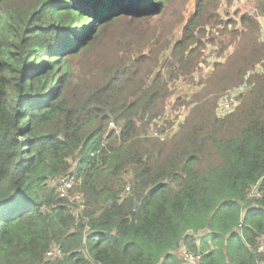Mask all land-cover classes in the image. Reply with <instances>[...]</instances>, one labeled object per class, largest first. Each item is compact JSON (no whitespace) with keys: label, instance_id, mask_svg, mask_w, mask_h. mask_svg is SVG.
I'll use <instances>...</instances> for the list:
<instances>
[{"label":"trees","instance_id":"16d2710c","mask_svg":"<svg viewBox=\"0 0 264 264\" xmlns=\"http://www.w3.org/2000/svg\"><path fill=\"white\" fill-rule=\"evenodd\" d=\"M168 1L0 0V264H183L186 253L199 264H264L257 19L228 30L219 0H198L170 58L138 52L92 74L111 29L157 19ZM253 1L264 18V0ZM205 27L227 33L222 52L232 51L213 64L181 132L155 138L170 84L204 63ZM160 62L167 75L153 68ZM246 87L238 108L217 118L219 98Z\"/></svg>","mask_w":264,"mask_h":264},{"label":"rangeland","instance_id":"374dc122","mask_svg":"<svg viewBox=\"0 0 264 264\" xmlns=\"http://www.w3.org/2000/svg\"><path fill=\"white\" fill-rule=\"evenodd\" d=\"M197 2L198 0H170L166 5L167 10L158 18L156 17L157 19L148 20L146 22L136 19H126L121 27L118 25V30L111 29L112 31L108 32L106 36V42L110 41L112 38H115V40L110 41L108 47L98 49L94 52L95 56L98 54L100 65L92 71V74L98 72L99 79L101 74L111 68V64H113V67L115 66L120 57L123 56L128 58L131 54H136L138 52L150 53L151 55L148 56L149 59L158 58L157 61H159L160 58L165 59L169 57L171 55L172 45L183 37L189 21L195 15L194 9ZM256 7L257 4H255L253 0H219V9L216 11V14L220 17H218L220 23L223 22V25L227 27L228 30H231L234 24L239 28L240 21L246 18L253 21H255L256 18L261 24V28L264 30V18L260 15L259 11H257ZM200 30H202L201 27L197 29V32ZM205 30L207 32V37L203 39V42L206 48L201 51L204 63L200 64V67L191 77L187 79L183 78L174 83V87L173 83L170 84L173 96L169 97L166 102L164 116L158 117L154 121L157 128L151 127V135L155 138L162 139V137L165 138L167 135L172 138L173 135L181 132V127L186 122V118L193 107L192 98L202 92L207 79L213 72V64L224 62L225 58L230 55L232 51V47H229L228 51L222 52L223 45H228L230 42L226 37L227 33L224 37H219L215 30H210V27H205ZM120 32H125L123 36H128L129 40L117 37ZM133 34L144 35L145 39L137 41L138 37L133 36ZM150 34L154 35L148 38ZM160 40L162 45L159 43ZM212 40H215V44H213ZM222 42H224L223 45ZM154 50H156V52ZM155 67L161 68L162 73L167 75L165 67H162L161 62L159 66L155 65L153 68ZM79 69L82 71L84 68L80 66ZM75 76V81L80 82L81 73L76 71ZM247 92V87L242 89L235 88L228 92L225 99L220 97L221 99L219 98L215 109L217 118L223 119L234 112L240 105L242 96ZM227 105L229 108L226 107ZM111 127L114 126L111 125ZM156 129L164 130V134L157 135V132H155ZM67 193L68 192H66V194ZM254 197L260 199L256 193ZM182 260L183 264H188L184 260V257H182Z\"/></svg>","mask_w":264,"mask_h":264},{"label":"built area","instance_id":"2783aa9c","mask_svg":"<svg viewBox=\"0 0 264 264\" xmlns=\"http://www.w3.org/2000/svg\"><path fill=\"white\" fill-rule=\"evenodd\" d=\"M226 107L229 108L228 105H227ZM67 179H68V178H66L65 180H63L62 183H61V185H64V184H65L64 189H60V193H61V196H62V197L66 196V195H67V194H66L67 190H68L69 188H71V185H70V183L68 182ZM255 190H256V192H255ZM255 193H256V195H257L258 197L261 198V194L257 191L256 188H254L253 191L251 192V194H250L251 197H254V194H255ZM260 251H261V252H264V244L261 246ZM47 256H48L49 258H53V257L57 258V257L60 256V252H59V251H58V252L56 251V253L50 252V253H48ZM184 260H185L188 264H199L200 257H199V256H195V255L190 254V253H186L185 256H184Z\"/></svg>","mask_w":264,"mask_h":264}]
</instances>
